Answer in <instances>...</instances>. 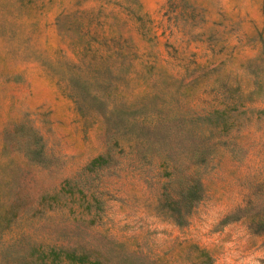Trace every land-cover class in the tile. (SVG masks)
<instances>
[{
    "label": "rangeland",
    "instance_id": "1",
    "mask_svg": "<svg viewBox=\"0 0 264 264\" xmlns=\"http://www.w3.org/2000/svg\"><path fill=\"white\" fill-rule=\"evenodd\" d=\"M201 248L264 264V0H0V264Z\"/></svg>",
    "mask_w": 264,
    "mask_h": 264
},
{
    "label": "trees",
    "instance_id": "2",
    "mask_svg": "<svg viewBox=\"0 0 264 264\" xmlns=\"http://www.w3.org/2000/svg\"><path fill=\"white\" fill-rule=\"evenodd\" d=\"M192 191H193L192 186L188 185L183 190H180V191L176 190V195L181 196L183 198H187L189 195H191ZM199 259L201 261V264H212V261H213L212 256L204 248H201V250H200Z\"/></svg>",
    "mask_w": 264,
    "mask_h": 264
}]
</instances>
